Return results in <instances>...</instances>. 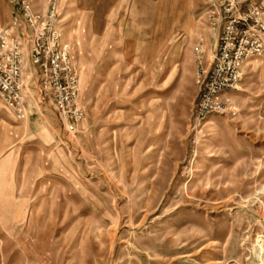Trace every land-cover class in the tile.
I'll return each instance as SVG.
<instances>
[{
    "label": "rangeland",
    "instance_id": "obj_1",
    "mask_svg": "<svg viewBox=\"0 0 264 264\" xmlns=\"http://www.w3.org/2000/svg\"><path fill=\"white\" fill-rule=\"evenodd\" d=\"M60 1L85 118L0 100V264H264V54L197 108L224 9L264 0Z\"/></svg>",
    "mask_w": 264,
    "mask_h": 264
},
{
    "label": "built area",
    "instance_id": "obj_2",
    "mask_svg": "<svg viewBox=\"0 0 264 264\" xmlns=\"http://www.w3.org/2000/svg\"><path fill=\"white\" fill-rule=\"evenodd\" d=\"M60 3L48 0L46 10L38 11L35 0H14L12 19L0 30V100L18 119H25L32 109L30 92L36 89L60 116L77 126L85 112L79 72L62 38ZM223 15L226 22L220 48L210 69L202 61L199 66L197 84L202 98L197 108L202 114L219 109L217 95L238 82L248 59L264 54L263 44L250 42L242 30L250 18L264 15L261 7L241 13L231 4Z\"/></svg>",
    "mask_w": 264,
    "mask_h": 264
},
{
    "label": "crops",
    "instance_id": "obj_3",
    "mask_svg": "<svg viewBox=\"0 0 264 264\" xmlns=\"http://www.w3.org/2000/svg\"><path fill=\"white\" fill-rule=\"evenodd\" d=\"M11 4H13V5H11ZM15 9H16V6L14 4V0H0V26L5 25V24L7 25V23L11 20V17L14 14ZM63 41H64V39H63ZM64 42H66V41H64ZM33 92H35V90ZM35 98H36L35 96L31 95L33 110H38V113L41 114L43 111H42V107H40L39 104H42L41 101H44V102H46V101L38 97L37 101H39V104H37V105H39V106H37L35 109L33 106L34 105L33 101ZM35 101H36V99H35Z\"/></svg>",
    "mask_w": 264,
    "mask_h": 264
}]
</instances>
